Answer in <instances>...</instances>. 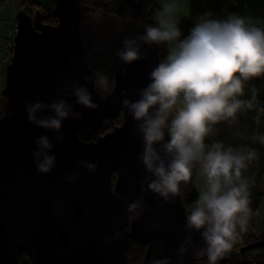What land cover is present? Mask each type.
Wrapping results in <instances>:
<instances>
[{
    "label": "water",
    "instance_id": "1",
    "mask_svg": "<svg viewBox=\"0 0 264 264\" xmlns=\"http://www.w3.org/2000/svg\"><path fill=\"white\" fill-rule=\"evenodd\" d=\"M81 5L82 0H55L56 25L43 23L40 12L34 17L20 12L17 17L2 90L10 114L0 118V264H22L24 254L32 264H130L133 244L146 247L142 264L164 257L171 264H201L198 253L205 244L199 233L186 229L182 192L166 201L147 190L145 178L150 174L140 160L138 122L127 107L149 83L148 74L162 59L161 47L142 45L144 59L131 64L119 60L114 88L100 98L81 39ZM74 84L86 85L99 108L77 104L70 95ZM61 97L83 118L66 120L61 133L29 122L27 105L50 104ZM121 112L122 125L100 136L103 122ZM83 128L95 139L81 140L77 132ZM45 135L55 145L51 154L56 165L42 174L33 152L38 148L35 140ZM58 135H63L62 141ZM85 161L98 167L91 171ZM71 176L76 179L70 181ZM138 199L145 210L130 220L127 205ZM189 235L192 243L181 258L179 247ZM260 247L264 241L242 252Z\"/></svg>",
    "mask_w": 264,
    "mask_h": 264
},
{
    "label": "clouds",
    "instance_id": "2",
    "mask_svg": "<svg viewBox=\"0 0 264 264\" xmlns=\"http://www.w3.org/2000/svg\"><path fill=\"white\" fill-rule=\"evenodd\" d=\"M178 11L176 0H165L154 13V23L142 34L125 38L117 55L131 64L145 58L142 45L167 46V54L148 74L149 83L140 89V98L127 107L138 122L143 144L140 160L150 174L145 178L147 190L169 201L180 195L181 185L192 180L194 170L204 177V189L187 214L186 229L200 234L208 264H217L247 231L252 216L251 183L244 173L258 159V151L206 140L221 122L232 127L242 112H264L258 89L251 83L264 77V20L235 13L219 19L207 12L184 36ZM92 82L100 89L110 83L103 72L94 73ZM70 95L83 107L99 108L86 85L74 84ZM26 110L30 123L57 133L62 132L66 120L83 118L62 97L50 104L36 101ZM46 111L54 115H41ZM251 139L264 145V134ZM57 140L62 141L63 135ZM35 144L37 171L50 173L56 165V156L51 154L54 143L45 135ZM83 164L91 171L98 167L87 161ZM69 179L74 181L76 176ZM144 210L140 199L127 205L130 220L138 219ZM191 243L189 235L179 247L181 258ZM151 264H171V260L153 258Z\"/></svg>",
    "mask_w": 264,
    "mask_h": 264
},
{
    "label": "trees",
    "instance_id": "3",
    "mask_svg": "<svg viewBox=\"0 0 264 264\" xmlns=\"http://www.w3.org/2000/svg\"><path fill=\"white\" fill-rule=\"evenodd\" d=\"M205 1V0H203ZM9 0H0V11L1 8L7 4ZM159 0H82V21H81V39L82 42L87 49L90 62L91 69L93 74L96 72H103L109 78V87L106 89H100L96 87L97 93L100 98L106 97L114 88L115 84V73L116 68L119 63V56L117 55L118 50H122L123 40L125 38L136 37L138 24H141L143 27V32L147 25L154 23V13L160 7L158 4ZM206 3L205 5H203ZM204 3H199L197 6L194 4V14L190 18H180V27L184 33V36L189 34V30L194 26L197 20L204 16L207 12L214 13L213 18L226 19L230 14H239V15H250L259 19L264 20V0H206ZM23 11L27 12L31 17H34L37 12H40L43 15V23L56 25L58 23V18L55 15V10L50 5H43L38 2H33L29 0H25L22 3ZM109 13L114 16H118L121 19L128 22V28L123 30L120 33V37L118 41H116L108 50L104 52L94 54V51L99 46L98 37L92 36L91 33L86 32L85 30V22H90L91 18H94L99 13ZM17 25V24H16ZM16 25L13 28H7V35L9 31H12L16 28ZM6 35V50L8 52L6 58L8 60V64L11 61L13 56V47L9 49V45L14 43V40L11 38L9 40ZM14 46V45H12ZM162 59L167 54V46L160 45ZM116 63V64H115ZM251 83L255 84L258 89V100L260 101V107L264 108V99L261 96L262 82L260 78L254 79ZM247 91V89H246ZM5 99L2 94H0V99ZM5 101H7L5 99ZM8 103V102H7ZM9 105V104H8ZM257 111H247L242 112L244 115L253 116ZM10 114V109L8 113ZM1 117V118H2ZM124 120L123 112H121L114 119H107L103 122L102 126L99 130V135L104 136L105 134L113 131L115 128L122 125ZM81 140L85 142H90L94 140V134L88 129H80L78 132ZM231 134L230 138H220L219 141L224 142L226 146L239 147L236 143L243 142L244 145L249 147H254L258 151V159L254 161L248 168V170L244 173L246 177L249 178L251 187H250V207L252 209V216L249 221V225L247 231L242 233L237 242L233 245L231 251L235 256L233 260L223 259L225 261L224 264H264V256L255 257L253 253H255V248L252 250H248L247 252L241 254L235 253L237 248L241 249L244 245L255 244L259 240L254 237V223L256 222L255 217L256 214L262 204L264 193L260 188V180L264 176V145L256 142L253 143L251 136L255 134H260V130L257 132L255 130L252 133H249L246 136V139H242L239 141L234 138V134ZM117 175H113V183L116 181ZM183 205L185 206L186 213L188 214L192 207L194 206L195 200L198 198L196 191L193 186H187L186 190L183 191ZM256 240V241H255ZM255 241V242H254ZM146 247L133 244L129 250V260L135 259L134 263L131 264H141L143 256L145 255ZM137 254V255H134ZM227 253H225L226 255ZM224 255V256H225ZM249 256L248 258H246ZM251 257L254 259L251 260ZM198 260L201 264H208L206 246L202 247L198 253ZM22 264H32L30 258L27 254H24L21 258ZM223 264V262H222Z\"/></svg>",
    "mask_w": 264,
    "mask_h": 264
},
{
    "label": "rangeland",
    "instance_id": "4",
    "mask_svg": "<svg viewBox=\"0 0 264 264\" xmlns=\"http://www.w3.org/2000/svg\"><path fill=\"white\" fill-rule=\"evenodd\" d=\"M24 1L25 0H9V2L5 4L1 8V11H0V74H1V78L3 81L6 80V69L8 66V60L6 58L7 50L5 46V43H6L5 40H6V35H7L6 31H7V28H13L17 24V17L19 13L25 12L23 11V6H22V3ZM29 1L38 2L43 5H50L55 10V0H29ZM205 1L203 0H176V2L179 5L178 16L183 17V18L192 17V15L194 14V4H196L197 6L199 3H204ZM164 2L165 0H159L158 4L161 6ZM205 4L206 3H204L203 5ZM84 24H85L84 26H85L86 32L91 33L92 36L98 37L99 39V46L94 51V54L101 53V52H104L105 50H108L116 41H118L120 37V33L126 28H128L129 26L128 22H126L125 20L121 19L118 16H114L106 12L97 14L94 18H91L90 22H85ZM142 33H143V27L141 24H138L137 35H140ZM14 38L15 36H13V40ZM260 79L262 82V89L260 93L264 99V77H261ZM4 88H5V85H4ZM0 93L2 94V90H0ZM0 100L2 101L1 106H0V118H1L5 113H8L10 107L7 101H5V99L1 98ZM257 117H261V112H257ZM250 120L252 119L249 115H244L240 113L238 116L237 123L233 125L232 127H229L227 122H221L220 124L216 125V129H217L216 133L212 137H210L208 140H206V143H211L213 140H219L220 138L228 139L231 137L230 132L234 134L235 136L234 138H236L239 141L241 140V138L246 139V136L249 133H252L253 130H255L256 132L258 131L255 129L254 125H253L254 126L253 128ZM257 124H258L257 127L261 129L260 128L261 121H259V123ZM263 129L264 128L262 127V129L260 130V134H264ZM236 144L239 145V147L241 145H244L243 142L236 143ZM190 185L193 186L194 190L199 196L200 193L204 189L205 179L202 175L198 174L196 170H194L192 180L187 185H183V184L181 185L182 195H183V191L186 190V187ZM260 188L263 190V193H264V176L260 180ZM182 200H183V196H182ZM255 220L256 222L254 223L255 225H254V231H253L254 237L257 239V241L264 240V197H263L262 204L256 214ZM251 244L249 242V245ZM249 245H244L242 246L241 249L237 248L235 253L237 254L239 253L242 255L243 254L242 249L246 248ZM255 253L264 254V247H260L259 249H256ZM255 253L253 254L255 255ZM134 255H137V254H134ZM235 256L232 254V251H230V252H227V254L224 256L223 259L233 260L235 259ZM246 258H248L249 260V256H247ZM253 259L254 258L251 257V260ZM143 260H144V256L141 261V264L143 263ZM134 261L135 259L132 260V258L129 260L130 264L132 262L134 263ZM217 264H222V262H220L219 260Z\"/></svg>",
    "mask_w": 264,
    "mask_h": 264
},
{
    "label": "crops",
    "instance_id": "5",
    "mask_svg": "<svg viewBox=\"0 0 264 264\" xmlns=\"http://www.w3.org/2000/svg\"><path fill=\"white\" fill-rule=\"evenodd\" d=\"M6 41V40H5ZM6 44H7V42L5 43V46H6ZM7 54H8V52H7ZM7 54H6V56H7ZM4 85H5V81H3L2 80V78H1V74H0V90H3L4 89ZM1 94V93H0ZM1 103H2V101L0 100V106H1ZM251 117V119L252 120H250L251 121V125L253 126H255V129L256 130H261L262 129V127L264 128V112H261V117H259V121H261V124H260V128L261 129H259L258 127H257V122H256V118H257V113L256 114H254L253 116H250ZM254 122V124H253V122ZM254 126H253V128H254ZM264 130V129H263ZM261 256H264V254H261V253H255V257H261Z\"/></svg>",
    "mask_w": 264,
    "mask_h": 264
},
{
    "label": "built area",
    "instance_id": "6",
    "mask_svg": "<svg viewBox=\"0 0 264 264\" xmlns=\"http://www.w3.org/2000/svg\"><path fill=\"white\" fill-rule=\"evenodd\" d=\"M16 34H17V27L14 30L8 32L7 38L11 40V38L13 39V36H16ZM12 45H14V43L9 45V49L13 47Z\"/></svg>",
    "mask_w": 264,
    "mask_h": 264
}]
</instances>
